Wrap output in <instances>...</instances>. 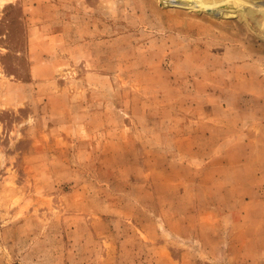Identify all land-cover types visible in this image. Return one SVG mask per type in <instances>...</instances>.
I'll return each mask as SVG.
<instances>
[{
    "label": "rangeland",
    "instance_id": "obj_1",
    "mask_svg": "<svg viewBox=\"0 0 264 264\" xmlns=\"http://www.w3.org/2000/svg\"><path fill=\"white\" fill-rule=\"evenodd\" d=\"M237 1L1 0L0 264H264V0Z\"/></svg>",
    "mask_w": 264,
    "mask_h": 264
},
{
    "label": "bare ground",
    "instance_id": "obj_2",
    "mask_svg": "<svg viewBox=\"0 0 264 264\" xmlns=\"http://www.w3.org/2000/svg\"><path fill=\"white\" fill-rule=\"evenodd\" d=\"M165 1V0H164ZM184 1L186 2L187 1V5H185L184 6ZM190 0H173V2H176V3H178V5H180V6H182V7H185V8H190L191 6V4L189 5L188 4V2H189ZM197 1V6L198 7H200L201 9H203V10H206V11H208V10H213V9H216V7H218L219 5H221V4H225V6H226V3H228L229 2V0H209V1H206V0H196ZM233 1H235V2H238L237 0H233ZM253 1V0H252ZM0 2H1V0H0ZM193 2V1H192ZM239 3V2H238ZM183 4V5H182ZM195 5V4H194ZM197 6H196V8H197ZM240 8L241 7H243V6H241V5H238ZM248 6V5H247ZM232 7V6H231ZM239 8V9H240ZM247 12V8H245L244 9V11L242 12V13H246ZM250 12H252V11H249V13Z\"/></svg>",
    "mask_w": 264,
    "mask_h": 264
},
{
    "label": "water",
    "instance_id": "obj_3",
    "mask_svg": "<svg viewBox=\"0 0 264 264\" xmlns=\"http://www.w3.org/2000/svg\"><path fill=\"white\" fill-rule=\"evenodd\" d=\"M206 12L212 13L213 15L218 16V15H221L223 13V10H221V9H213V10H208ZM222 15H225V13L222 14Z\"/></svg>",
    "mask_w": 264,
    "mask_h": 264
}]
</instances>
